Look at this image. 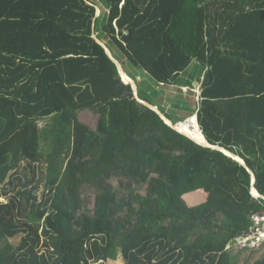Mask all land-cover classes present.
I'll use <instances>...</instances> for the list:
<instances>
[{"label":"trees","instance_id":"1","mask_svg":"<svg viewBox=\"0 0 264 264\" xmlns=\"http://www.w3.org/2000/svg\"><path fill=\"white\" fill-rule=\"evenodd\" d=\"M99 1L97 16L96 1L0 0V264H233L228 248L264 210L251 174L142 104L156 106L125 65L166 86L197 61L187 119L244 160L264 196V0ZM198 192L206 201L188 206Z\"/></svg>","mask_w":264,"mask_h":264},{"label":"rangeland","instance_id":"2","mask_svg":"<svg viewBox=\"0 0 264 264\" xmlns=\"http://www.w3.org/2000/svg\"><path fill=\"white\" fill-rule=\"evenodd\" d=\"M89 1H93V2L96 1L97 7H99V8H101V6L103 7L102 2H100L99 0H89ZM103 10L104 9H102V11ZM102 11H101V13H102ZM102 43L105 44V42H102ZM118 59L120 61H122L123 64H124L123 60L125 61V63H128V61L125 58H123V60H122L121 56H118ZM129 65H130L129 63H128V65L127 64L125 65V71L130 76H132V77H134L135 75L139 76V74H141V76H143L142 81L138 80V79H136V80H137V83H139V81L142 82V83L141 82L140 83L143 84L142 86L144 87L143 88L144 92H146V89H148V91L150 92L149 96L146 94V96H144V98H147L152 103H157L154 101L155 98H163L162 95L164 96L163 106L165 107V110L163 112L166 111V112L171 113V114H177L178 117H181V116L183 117V116L187 115V113H185V112L188 110V109H185L184 107H188V106L194 107L196 105V103L198 102L196 100V95H195L196 93L191 92V90L189 88L181 89V88H177L174 85L176 88L173 89V88H171V87H173L172 85H170V86L166 85L167 87L163 89L165 91H163V90L162 91L159 90L161 92L156 91L157 86L155 85L154 81L148 75H146L143 71L136 70L132 66H129ZM194 67L201 69L202 66L199 67L197 65H194ZM187 76H188V73H185L184 78H187ZM123 78L125 80L129 81L128 75L124 74ZM125 80H123V82H125ZM186 81H188V80L186 79ZM196 83H197L196 81H193L192 83L190 82L188 84H191V85L195 84L196 85ZM165 92L167 93V95L165 94ZM151 106H153V105H151ZM177 106L181 107L179 109V111H178ZM153 107H155V106H153ZM193 118H195V116H193L190 119H193ZM188 120H185L183 122H186ZM80 121L82 123L87 124L93 130H95L97 128V125H98L99 116L95 115L92 112H84L80 115ZM40 125H41V127H44L46 125V122H41ZM173 126H176L175 128L180 130L178 128L180 126V124L173 125ZM197 126H198V124H197ZM198 128H199V126H198ZM50 152L51 151H50L49 147L44 146V145L42 146L39 156L43 162H47L49 155H50ZM112 182H114V184L117 186V183H118L117 179H114ZM146 188L147 187H138L137 192L145 195L146 194ZM254 194L258 195L255 192H254ZM40 195H41V193H40ZM252 196H253V193H252ZM206 197H207V194H205L204 192H198L195 194H189V195L185 196V201H186L188 206L194 207V206H198L200 204H203L206 201V199H205ZM80 198H81V201L83 202V208H81V211L82 212L84 211L86 213L87 212L92 213L94 206H95V199H96L95 191L93 189H90V188L84 189L80 195ZM1 201L7 202L8 199L2 198ZM263 217H264V215H263ZM225 220L226 219L224 216L219 215L216 217V222L218 224H223L225 222ZM261 226H262L261 229L264 230V225H261ZM257 227L258 226H256V228ZM251 230H253V228ZM255 236H256V232L252 233V235L249 236L247 239H245L243 243H242V241L240 243H238L236 241V244L231 245L228 248V250H229V252L233 258V264H254L256 261H258L259 259H261L264 256V240H258L257 243L252 244V246L251 245L247 246V245H249V242H250L249 240H254ZM22 238H23V235H19V236L15 237L14 239H12L11 242H13L16 245H19L21 243ZM238 239H240V238H238ZM244 243H246V244H244ZM255 245H257V246H255ZM106 264H123V262L121 260L108 261Z\"/></svg>","mask_w":264,"mask_h":264},{"label":"crops","instance_id":"3","mask_svg":"<svg viewBox=\"0 0 264 264\" xmlns=\"http://www.w3.org/2000/svg\"><path fill=\"white\" fill-rule=\"evenodd\" d=\"M89 4H91L90 2H89ZM100 5V4H99ZM101 6V5H100ZM96 8L98 9L99 7H97L96 6ZM102 9H104L105 10V7L103 6H101V8H99V10H100V12L102 11ZM101 14V13H100ZM118 61V60H117ZM118 63H120L119 61H118ZM121 64V63H120ZM122 65V64H121ZM194 65H197V66H199V67H201L200 66V64L197 62V61H194L193 63H192V65L190 66V68H189V70L187 71V72H185V73H188V76H187V78H184V74H181L180 75V78H179V80L177 81V82H173L172 84H170V85H172L173 87H171V88H181V89H185V88H189L190 90H191V92H195L196 94V100L199 102L200 101V96H201V88H202V83H203V79H204V75H205V71H203V69H202V67H201V69H198V68H196V67H194ZM193 67V68H192ZM122 68H123V66H122ZM124 70V69H123ZM125 72V71H124ZM126 74V73H125ZM129 77V76H128ZM136 77H137V79L138 80H141L142 81V79H143V76H141V74H139V76H137L136 75ZM130 78V77H129ZM186 79L188 80V81H186ZM202 80V81H201ZM132 81L135 83V85L137 86V90H138V92H139V87H138V84L136 83V81H134L133 79H132ZM141 81H139V83L141 82ZM193 81H196L197 83H196V85L195 84H193V85H191V84H188V83H192ZM142 83V82H141ZM140 83V84H141ZM169 85V86H170ZM176 87H175V86ZM167 86H165V85H163V84H160L159 86H157L156 87V91H158V92H161L164 88H166ZM140 88H142V85L140 86ZM144 88V87H143ZM159 90H161V91H159ZM163 91H165V90H163ZM146 92L148 93V94H150V92L148 91V89H146ZM165 94L167 95V93L165 92ZM162 97L163 98H155V102H157V103H154L156 106H155V108H157L161 113H162V111L160 110V109H162L163 111L165 110V107L163 106V104H164V96L162 95ZM198 102L196 103V105L194 106V107H191V106H188V107H184L185 109H188V110H192V111H194V110H196V107H197V105H198ZM159 103V104H158ZM178 107V106H177ZM181 107H178V111H179V109H180ZM188 110L185 112V113H187V115H188ZM189 111V112H190ZM164 114H165V116H171V117H173L174 119H172L173 121H177V122H183V121H185V120H188L187 118V115H185V116H181V117H178V115L177 114H171V113H168V112H164ZM194 116H197V115H194ZM170 118V117H169ZM197 120H198V117H197ZM171 123L173 124V122L171 121ZM195 194V193H194ZM205 199H207V197L205 198Z\"/></svg>","mask_w":264,"mask_h":264},{"label":"water","instance_id":"4","mask_svg":"<svg viewBox=\"0 0 264 264\" xmlns=\"http://www.w3.org/2000/svg\"><path fill=\"white\" fill-rule=\"evenodd\" d=\"M100 10H99V8L97 9V16H99L100 15ZM98 42L105 48V50H106V52H107V54L109 55V57L113 60V62L117 65V67H118V70H119V73H120V76H121V78L123 79V77H122V73L124 72V70H123V68H122V65L120 64V63H118V61L113 57V55L111 54V52H110V50L102 43V42H100L99 40H98ZM125 73V72H124ZM124 80V79H123ZM134 83V82H133ZM129 85H131L132 86V88H133V91H134V94H135V97L136 98H138V90H137V86L135 85V83L134 84H130L129 83ZM138 100L142 103V104H145V105H147V106H149L151 109H153L154 111H156L161 117H162V119L167 123V124H169L167 121V118L157 109V108H155V107H153V106H151V105H149L148 103H146V102H144V101H141L139 98H138ZM198 121V120H197ZM199 124V123H198ZM170 125V124H169ZM174 125V124H173ZM171 127H173L174 128V126H172V125H170ZM199 127H200V125H199ZM175 129V128H174ZM200 129H201V127H200ZM175 130H177L178 132H180L181 134H183V135H185L186 137H188V138H190L191 140H193V141H195L196 143H198V144H200L201 146H204V147H207V148H211V149H213V150H217V151H221V152H223L224 154H226L227 156H229V157H231V158H233L235 161H237L240 165H242V166H244L247 170H248V172L251 174V176H252V191L253 190H255L257 193H258V195L257 196H254L253 195V198L256 200V201H258V200H260V199H262V200H264V196H262V195H260L259 194V192L256 190V188H255V183H256V176H255V174H254V172L247 166V164H246V162L244 161V160H242L240 157H238L237 155H235V154H233V153H231V152H229L228 150H226V149H224V148H222V147H220V146H215V145H212V144H210L207 140H206V142L204 143H200V142H197L195 139H193L191 136H189L188 134H185V133H183V132H181V131H179L178 129H175ZM202 131V130H201ZM203 133V132H202ZM204 135V134H203ZM206 139V138H205ZM228 154H230V155H228ZM264 215V210L261 212V213H259V216L260 217H262Z\"/></svg>","mask_w":264,"mask_h":264},{"label":"bare ground","instance_id":"5","mask_svg":"<svg viewBox=\"0 0 264 264\" xmlns=\"http://www.w3.org/2000/svg\"><path fill=\"white\" fill-rule=\"evenodd\" d=\"M125 73L123 72L122 73V77ZM124 79V78H123ZM126 83H130V84H134L132 79L129 78V81H125ZM193 117V116H192ZM191 117V118H192ZM196 119V120H195ZM168 120V119H167ZM170 125L173 126V124L168 120L167 121ZM180 122V126L178 127L183 133L185 134H188L189 136H191L193 139H195L197 142H200V143H205L206 142V139H205V136L203 135L200 127L198 128L199 124H198V121H197V116H195V118L193 119H190L186 122ZM198 124V126H197ZM178 125V124H177ZM176 126H174L175 128ZM177 129V128H175ZM179 130V131H180ZM227 153V152H226ZM228 154V153H227ZM230 155V154H228ZM255 193H257L255 190H253ZM252 191L253 195L257 196L256 194H254V192ZM258 194V193H257Z\"/></svg>","mask_w":264,"mask_h":264},{"label":"built area","instance_id":"6","mask_svg":"<svg viewBox=\"0 0 264 264\" xmlns=\"http://www.w3.org/2000/svg\"><path fill=\"white\" fill-rule=\"evenodd\" d=\"M1 200H2V199H1ZM254 217H255V216H254ZM254 217H253L254 227H253V230H252L251 234L248 235V236L241 237L240 239H238V240H237L238 243H240L241 241H242V243H243L244 240L247 239L249 236H251L252 233H254V232H256L255 239H254V240H249L250 242H249V245H247V246H250V245L252 246V244L257 243L258 240H264V230L261 229V228H262L261 225H264V217H263V216L260 217L259 214L256 215L255 218H254ZM262 223H263V224H262ZM256 226H258V227L256 228ZM246 241H247V240H246ZM246 241H245V242H246ZM244 244H246V243H244ZM255 246H257V245H255Z\"/></svg>","mask_w":264,"mask_h":264},{"label":"clouds","instance_id":"7","mask_svg":"<svg viewBox=\"0 0 264 264\" xmlns=\"http://www.w3.org/2000/svg\"><path fill=\"white\" fill-rule=\"evenodd\" d=\"M125 83V82H124Z\"/></svg>","mask_w":264,"mask_h":264}]
</instances>
